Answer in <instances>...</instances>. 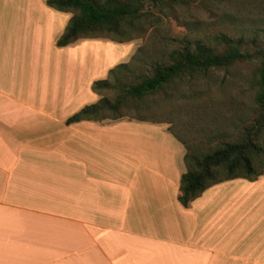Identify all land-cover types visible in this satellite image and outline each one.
<instances>
[{"label": "crops", "instance_id": "crops-1", "mask_svg": "<svg viewBox=\"0 0 264 264\" xmlns=\"http://www.w3.org/2000/svg\"><path fill=\"white\" fill-rule=\"evenodd\" d=\"M46 1L0 0V264H264V176L186 208L166 124L66 123L120 44L58 47L73 15Z\"/></svg>", "mask_w": 264, "mask_h": 264}, {"label": "rangeland", "instance_id": "rangeland-1", "mask_svg": "<svg viewBox=\"0 0 264 264\" xmlns=\"http://www.w3.org/2000/svg\"><path fill=\"white\" fill-rule=\"evenodd\" d=\"M168 2L157 6L146 3L123 23L121 32L131 41L120 43L123 38L115 33L85 39L120 44L112 47L111 69L127 64L116 76L107 73L99 79H108L111 84L98 93L99 100L104 98L114 104L125 93L120 86L136 85L152 77L157 66L170 64L173 54L193 51L199 44L223 53L232 43L256 57L193 78L183 75L142 99L129 97L123 108L109 115L118 119L104 122L145 120L166 124L187 152L199 158L242 141L254 129L258 134L252 140L262 150L254 156L255 168L264 173V127L257 103L259 68L263 63V57L257 54L264 53V0ZM117 54L120 58L116 59Z\"/></svg>", "mask_w": 264, "mask_h": 264}, {"label": "trees", "instance_id": "trees-1", "mask_svg": "<svg viewBox=\"0 0 264 264\" xmlns=\"http://www.w3.org/2000/svg\"><path fill=\"white\" fill-rule=\"evenodd\" d=\"M166 1L174 5L183 0H47L46 5L59 12L72 13L68 26L56 42L58 47H67L79 40L103 37L110 33L121 35L124 40H120V43L131 41L127 34L123 35L121 32L124 29L123 23L139 13L144 4L153 3L157 6ZM257 55L263 57L259 68L260 91L257 103L261 111V127H264V53ZM255 57L256 55L244 52L240 46L232 43H228L223 53H217L215 49L199 44L193 51L186 49L173 54L170 64L157 66L152 77L145 78L136 85L120 86L125 93L114 104L103 98L82 108L68 118L66 123L70 125L86 120L116 121L118 118L110 117V113L123 108L129 97L142 99L164 89L183 75L193 78L202 72L229 67L241 61H251ZM126 65L120 64L111 69L109 76H116ZM109 87L111 84L105 79L95 81L92 89L98 94ZM257 134L254 129L248 131L242 141L226 144L201 158L187 152L185 162L188 170L181 178V204L189 207L207 189L222 182L235 179L255 181L264 176L263 172H258L255 168L254 156L262 151L252 140Z\"/></svg>", "mask_w": 264, "mask_h": 264}]
</instances>
